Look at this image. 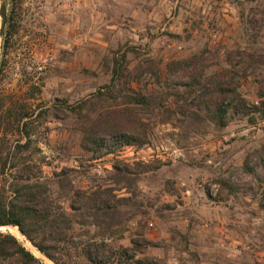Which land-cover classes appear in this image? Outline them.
<instances>
[{"label": "rangeland", "instance_id": "374dc122", "mask_svg": "<svg viewBox=\"0 0 264 264\" xmlns=\"http://www.w3.org/2000/svg\"><path fill=\"white\" fill-rule=\"evenodd\" d=\"M15 20L0 97L33 111L24 164L45 188L42 210L69 218L35 241L67 264L93 242L157 264H264V0H20ZM94 124L144 141L85 149Z\"/></svg>", "mask_w": 264, "mask_h": 264}, {"label": "trees", "instance_id": "16d2710c", "mask_svg": "<svg viewBox=\"0 0 264 264\" xmlns=\"http://www.w3.org/2000/svg\"><path fill=\"white\" fill-rule=\"evenodd\" d=\"M20 0H10L7 9L2 48L4 51L8 36L16 31L17 22L15 20L16 8ZM124 60V55L121 56ZM177 66L184 65L183 60L172 62ZM0 61V66H2ZM121 63L114 60L113 79L116 75L122 74ZM226 95H230L233 104L243 102V98L235 88H219ZM223 95V94H221ZM136 101L144 102L145 98L141 94L135 97ZM263 104V102H261ZM68 106L69 109L80 111V107ZM253 105V109H256ZM33 112V111H31ZM31 112L19 108L14 110L7 106L0 97V226H16L19 232L39 251L55 264H67L58 260L50 251V247L35 241L31 232L44 230L46 223H56L57 220L69 222V218L64 210L51 209L42 210V204H48L45 188L34 179V174L29 166H25L24 150L30 144V128L28 118ZM226 108L218 106L213 112L214 121L219 126H224V115ZM13 131L17 137L9 144L4 141L6 133ZM100 126L95 124L87 128L84 135L83 148L91 147L93 151L102 150L104 153H112L123 145L140 144L144 141L137 133H110L102 135ZM72 205V204H71ZM107 202H103L100 208L107 207ZM52 223V224H53ZM143 244V242H140ZM109 247V246H108ZM136 249L133 247L113 248L103 242L90 243L81 248L80 262L73 264H157L149 257L136 258ZM0 264H45L36 257L32 251L24 246L14 235L8 231H0ZM72 264V263H70Z\"/></svg>", "mask_w": 264, "mask_h": 264}, {"label": "water", "instance_id": "95a60500", "mask_svg": "<svg viewBox=\"0 0 264 264\" xmlns=\"http://www.w3.org/2000/svg\"><path fill=\"white\" fill-rule=\"evenodd\" d=\"M7 5L8 0H0V49H1V43L3 39L4 34V27H5V21H6V14H7ZM4 226H0V229L2 230Z\"/></svg>", "mask_w": 264, "mask_h": 264}, {"label": "crops", "instance_id": "0c3cea01", "mask_svg": "<svg viewBox=\"0 0 264 264\" xmlns=\"http://www.w3.org/2000/svg\"><path fill=\"white\" fill-rule=\"evenodd\" d=\"M114 1L116 2L117 0H114ZM114 1L113 0H99V3L103 4V7H105V8L108 7L109 9H112L114 7ZM93 7H95V8L98 7L99 8V6H97L96 4L93 5ZM93 7L91 6V7H89V9H92Z\"/></svg>", "mask_w": 264, "mask_h": 264}, {"label": "built area", "instance_id": "2783aa9c", "mask_svg": "<svg viewBox=\"0 0 264 264\" xmlns=\"http://www.w3.org/2000/svg\"><path fill=\"white\" fill-rule=\"evenodd\" d=\"M126 148H131V146H126Z\"/></svg>", "mask_w": 264, "mask_h": 264}, {"label": "bare ground", "instance_id": "6f19581e", "mask_svg": "<svg viewBox=\"0 0 264 264\" xmlns=\"http://www.w3.org/2000/svg\"><path fill=\"white\" fill-rule=\"evenodd\" d=\"M3 229H5V227H3ZM16 234V233H15ZM18 234V233H17Z\"/></svg>", "mask_w": 264, "mask_h": 264}]
</instances>
